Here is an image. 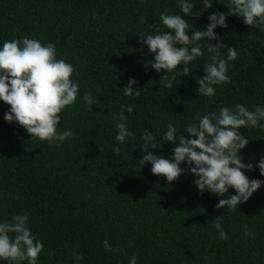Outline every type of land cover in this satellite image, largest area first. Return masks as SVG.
Instances as JSON below:
<instances>
[{
    "label": "trees",
    "instance_id": "16d2710c",
    "mask_svg": "<svg viewBox=\"0 0 264 264\" xmlns=\"http://www.w3.org/2000/svg\"><path fill=\"white\" fill-rule=\"evenodd\" d=\"M193 3L199 15L183 17L189 35L206 27L210 13L222 12L227 27L214 31L238 53L228 64L230 82L215 86L212 98L195 91L209 62L206 42H201L204 55L190 62L189 76L176 73L173 88L163 87L169 75L150 67L154 54L138 43L140 33L155 34L161 12L183 15L176 0H0V44L23 37L52 43L56 58L73 66L70 79L79 86L76 102L62 110L57 126L73 135L59 146L5 121L10 106L0 101V220L28 213L27 226L44 245L38 264H73V254L82 257L80 264H127L132 255L136 264H264V185L235 210L216 208L234 189L224 196L200 194L197 177L187 170L166 182L151 173L150 163L141 165L147 150L171 157L174 145L159 139L169 123L187 138L182 126L201 115L236 104L249 110L264 105V32L229 15L228 0H213L206 10L200 0ZM130 78L139 97L123 94ZM84 93L99 103L87 106ZM127 104L133 111L124 113L126 126L133 135L119 144L113 117ZM145 129L160 147H142ZM240 133L248 143L238 154L253 164L245 175L264 180L255 166L264 156V128ZM113 146L120 154L111 152ZM217 220L226 240L213 226ZM105 240L118 251H105Z\"/></svg>",
    "mask_w": 264,
    "mask_h": 264
},
{
    "label": "clouds",
    "instance_id": "9594fccd",
    "mask_svg": "<svg viewBox=\"0 0 264 264\" xmlns=\"http://www.w3.org/2000/svg\"><path fill=\"white\" fill-rule=\"evenodd\" d=\"M200 3L206 10L212 6L213 0H200ZM176 4L183 15L161 12L159 27L153 31L155 34L140 33L138 43L146 45L148 52L154 54L150 67L156 72L164 70L165 75H169L163 80L165 88H173L177 72L180 76H189L190 62L204 55L206 50L209 62L203 64L205 74L196 80L195 91L199 96L212 98L216 95L215 86L230 82L228 64L238 59L236 49L221 43L214 31L218 26L227 27L226 16L222 12L210 13L206 27L193 30L189 35L191 28L183 17L199 14L194 12L193 0H176ZM225 5L229 15L243 17L245 25L264 32V0H228ZM139 21L145 23L144 17H140ZM161 26L168 31H160ZM212 40L216 43H210ZM202 41L206 42L204 50ZM222 48H226L223 56ZM178 65L181 66L179 69ZM73 72L70 63L56 58V48L50 42L42 45L39 40L28 37L5 40L0 44V101L10 108L4 113V120L17 122L30 137L46 141L49 145L55 143L59 146L66 138L70 139L72 132H58L57 126L61 121L62 110L76 102L79 86L70 79ZM135 83V79L130 78L122 88L125 96L141 95L139 89L133 87ZM82 99L89 107L99 103L91 93H84ZM132 111L131 104L122 105L121 111L113 117L118 121L115 124V140L119 144H124L126 138L133 135L126 126L127 116L124 114H131ZM257 126L264 128L262 104H257L253 110L243 104H236L201 115L196 122L182 126L187 138L178 135L181 130L178 131L169 123L159 139L174 145L171 157L166 159L147 150L140 159L141 165L150 163L151 173L163 176L166 182H172L187 170L197 177L193 182L200 194L208 191L224 196L231 187L235 194L220 199L216 208L235 210L239 203L247 201L264 185V180L248 179L243 170H252L253 164L242 162L238 154L248 143V138L240 133V129ZM140 139L143 148L145 145L149 146L148 149L161 146V142L157 143L156 136L147 129ZM111 152L120 154V148L113 146ZM181 163L187 168H181ZM255 166L264 176V156L259 158ZM29 220L27 212L0 220V262L23 264L26 261L27 264H38L44 245L31 233L27 226ZM213 226L219 238L226 240L227 234L221 223L217 220ZM246 235L251 237L253 234L246 230ZM102 244L105 251H118L107 240L102 241ZM81 259L79 254H73V264H80ZM127 264H136V256L132 255Z\"/></svg>",
    "mask_w": 264,
    "mask_h": 264
}]
</instances>
